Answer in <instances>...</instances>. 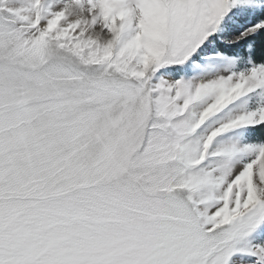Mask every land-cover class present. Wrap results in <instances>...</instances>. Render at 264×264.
Returning <instances> with one entry per match:
<instances>
[{"label": "snow or ice", "instance_id": "snow-or-ice-1", "mask_svg": "<svg viewBox=\"0 0 264 264\" xmlns=\"http://www.w3.org/2000/svg\"><path fill=\"white\" fill-rule=\"evenodd\" d=\"M0 264H264V0H0Z\"/></svg>", "mask_w": 264, "mask_h": 264}]
</instances>
